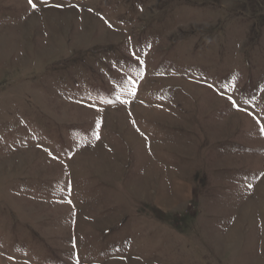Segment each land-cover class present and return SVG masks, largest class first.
Returning a JSON list of instances; mask_svg holds the SVG:
<instances>
[{
	"label": "rangeland",
	"instance_id": "rangeland-1",
	"mask_svg": "<svg viewBox=\"0 0 264 264\" xmlns=\"http://www.w3.org/2000/svg\"><path fill=\"white\" fill-rule=\"evenodd\" d=\"M33 2L0 0V264H264V0Z\"/></svg>",
	"mask_w": 264,
	"mask_h": 264
},
{
	"label": "snow or ice",
	"instance_id": "snow-or-ice-1",
	"mask_svg": "<svg viewBox=\"0 0 264 264\" xmlns=\"http://www.w3.org/2000/svg\"><path fill=\"white\" fill-rule=\"evenodd\" d=\"M28 2H29V4L31 5L32 8H36V7H37V5L33 2V0H28ZM60 6H61V5H57V7H60ZM130 91H131V93L134 95V93H135V88L131 89ZM118 99H119V98H118ZM229 99H231V98L229 97ZM107 102L111 103V101H107ZM122 102H126V101H122ZM261 131H264V128H262Z\"/></svg>",
	"mask_w": 264,
	"mask_h": 264
}]
</instances>
